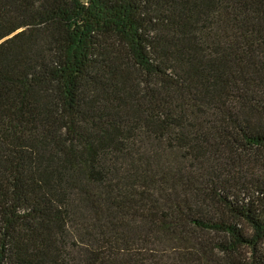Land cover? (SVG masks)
<instances>
[{
    "label": "trees",
    "instance_id": "1",
    "mask_svg": "<svg viewBox=\"0 0 264 264\" xmlns=\"http://www.w3.org/2000/svg\"><path fill=\"white\" fill-rule=\"evenodd\" d=\"M0 264H264V0H0Z\"/></svg>",
    "mask_w": 264,
    "mask_h": 264
},
{
    "label": "rangeland",
    "instance_id": "2",
    "mask_svg": "<svg viewBox=\"0 0 264 264\" xmlns=\"http://www.w3.org/2000/svg\"><path fill=\"white\" fill-rule=\"evenodd\" d=\"M85 1H87V0H85Z\"/></svg>",
    "mask_w": 264,
    "mask_h": 264
}]
</instances>
